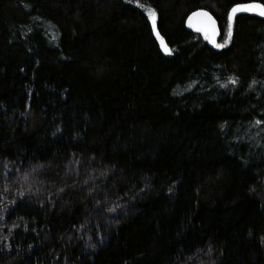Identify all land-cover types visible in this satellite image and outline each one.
Returning <instances> with one entry per match:
<instances>
[{"label":"trees","instance_id":"16d2710c","mask_svg":"<svg viewBox=\"0 0 264 264\" xmlns=\"http://www.w3.org/2000/svg\"><path fill=\"white\" fill-rule=\"evenodd\" d=\"M254 2L0 0V264H264Z\"/></svg>","mask_w":264,"mask_h":264},{"label":"snow or ice","instance_id":"6c2138e0","mask_svg":"<svg viewBox=\"0 0 264 264\" xmlns=\"http://www.w3.org/2000/svg\"><path fill=\"white\" fill-rule=\"evenodd\" d=\"M246 10L249 12H259L261 15H264V3H251V4H237L235 7L232 8L231 12L228 16V31L227 35L229 39L232 37V23H233V17L235 14L240 10ZM154 9L149 11V15L152 17L153 20V26L155 27V15H154ZM195 18V19H194ZM189 23L192 24L193 27H198L200 31L204 32L205 36L210 39L214 44L215 36L217 34V25L215 19H213L210 14L207 12H194L192 13V16L189 17ZM157 35L159 36V32H157ZM229 40L225 41V44L228 43ZM217 47H224V44H217ZM166 52L171 53V49L166 48ZM231 82L233 84L237 83L236 78H232ZM255 83V82H254ZM35 170V169H34Z\"/></svg>","mask_w":264,"mask_h":264},{"label":"water","instance_id":"95a60500","mask_svg":"<svg viewBox=\"0 0 264 264\" xmlns=\"http://www.w3.org/2000/svg\"><path fill=\"white\" fill-rule=\"evenodd\" d=\"M255 3V2H254ZM257 3V2H256ZM248 4H251V3H248ZM200 11H203V12H207L208 14H210V16L213 18V19H215V21H216V25H217V34H216V36H215V41L217 42V41H219V39L221 38V29H220V25L218 24V21L216 20V18L211 14V12H209L208 10H206V9H198V10H195V11H193V12H191L190 14H189V16L187 17V19H186V24H187V26H188V28L189 29H195V30H199V28L198 27H193L192 26V24H190L189 23V17L190 16H192V13H194V12H200ZM240 11H246V10H240ZM247 12H249V11H247ZM252 13H255V14H259V15H261L259 12H252ZM264 16V15H263ZM195 19V18H194ZM155 35H156V37H157V39L159 40V42H160V45H161V47H162V49L165 51V49L166 48H168V49H170V47L166 44V42H165V40H164V38L160 35V33H159V36L157 35V32H158V30L155 28ZM210 44H211V46H214L215 44L210 40ZM166 52V51H165ZM167 53H169V52H167Z\"/></svg>","mask_w":264,"mask_h":264},{"label":"rangeland","instance_id":"374dc122","mask_svg":"<svg viewBox=\"0 0 264 264\" xmlns=\"http://www.w3.org/2000/svg\"><path fill=\"white\" fill-rule=\"evenodd\" d=\"M210 40V39H209ZM2 200V199H1ZM3 201V200H2ZM4 203V201H3ZM4 225V222L2 221V219H0V226H3Z\"/></svg>","mask_w":264,"mask_h":264}]
</instances>
